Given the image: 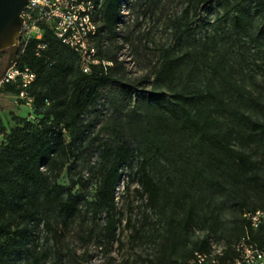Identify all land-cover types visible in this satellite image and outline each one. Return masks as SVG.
<instances>
[{"label":"trees","instance_id":"trees-1","mask_svg":"<svg viewBox=\"0 0 264 264\" xmlns=\"http://www.w3.org/2000/svg\"><path fill=\"white\" fill-rule=\"evenodd\" d=\"M143 1L152 4L148 3L144 15L159 4V0H136L135 4ZM208 1L190 0L188 10L196 12ZM248 1L263 21L261 26L254 27V40L264 47L263 3L234 0L224 16L241 9ZM245 14L242 11L232 21L234 28L243 33ZM120 19L119 0H103L97 18L100 26L96 47L99 59L110 65L92 66L88 74L79 69L77 55L57 40L48 27H43L41 41L46 49L36 56L40 42L31 40L19 57L18 65L28 67L35 74L28 94L33 99L31 115L40 119L36 124L31 119H16V127L8 133L0 129V264H43L47 254L39 251L35 230L42 224L46 231L55 234L53 222L70 221L79 213L81 202L88 203L94 222L105 216L102 231L106 243L111 245L122 220L116 212L115 191L121 170L133 168L136 154L141 160L124 190L136 183L139 188L136 191L145 197L147 206L161 211L166 218L165 233L159 237L152 264L187 262L195 251H207L210 243L202 238L189 249L183 248L182 243L192 228L194 208L187 205L180 213L174 209L166 211L170 198L150 170L156 158L163 154L171 160L175 158L174 165L182 177L198 182L201 189L233 206L231 239L213 241L225 246L224 260L231 261L237 256L232 246L245 234L259 247L264 246V223L252 230L243 217L256 210L264 212V120L256 116L264 117V103L224 77L220 90L208 80L202 88H176L170 97L150 93L141 100L150 108L148 114H140L137 106L130 109L126 123L136 148L131 147V136L120 131L114 144L102 149L100 179L91 201L74 191L78 182L70 179L69 186L59 184L84 139L87 113L98 106L110 85L120 83L112 77L120 65L117 57H101L104 42L118 38L115 28ZM190 26L186 15L182 16L174 25L175 32L182 36ZM170 52L167 49L163 54L168 64ZM0 91L19 93L12 84L2 85ZM232 140L237 142L236 146ZM249 194L257 204L247 203ZM212 220L215 226L221 225L218 218Z\"/></svg>","mask_w":264,"mask_h":264},{"label":"rangeland","instance_id":"rangeland-1","mask_svg":"<svg viewBox=\"0 0 264 264\" xmlns=\"http://www.w3.org/2000/svg\"><path fill=\"white\" fill-rule=\"evenodd\" d=\"M189 2L159 0L157 7L146 15L143 12L149 1L134 3L128 23L119 30L118 38L104 42L101 57H117L120 65L112 77L120 83L110 85L98 106L87 113L84 121L87 128L82 144L58 181L63 186H69L70 179L78 182L74 191L85 195L88 202L93 199L100 179V152L114 144L120 131L131 136L126 123L127 113L137 106L140 114H148L150 108L141 100L150 93L170 97L176 88H202L208 80L220 90L224 77L243 86L264 103V47L254 40V27L261 26L263 21L251 1L241 9L232 11L228 17L224 14L229 12L234 0H209L196 12L188 10ZM242 11L246 12L244 33L237 31L232 24L234 17L242 14ZM185 15L191 26L187 33L179 36L174 25ZM167 49H171L169 64L163 58ZM129 91L132 93L128 96ZM247 112L251 113V110ZM31 116L27 107L16 102L14 94L0 91L2 133L16 127V119H31L35 124L40 119ZM256 116L264 120L262 115ZM130 139L131 147L135 149L136 141L132 136ZM236 143L232 140L233 145L236 146ZM156 159L150 170L170 198L166 211L174 209L180 213L187 205L194 208L192 228L182 243L183 248L189 249L192 243L202 238H207L209 242L231 239L229 229L233 206L201 189L198 182L182 177L174 165L175 158L171 160V157L163 154ZM140 160L136 154L133 168L121 170L115 203L116 212L122 220L116 230V240L111 245L106 243L102 231L105 216L101 215L94 222L88 203L81 202L79 213L70 221L53 222L55 234L46 231L42 224L35 230L37 247L47 254L43 264H57V259L59 264L154 262L159 237L165 233V214L147 206L145 197L136 191L139 189L136 183L124 190ZM249 195L247 203L257 204L255 197ZM214 217L219 219L221 225L215 226Z\"/></svg>","mask_w":264,"mask_h":264},{"label":"built area","instance_id":"built-area-1","mask_svg":"<svg viewBox=\"0 0 264 264\" xmlns=\"http://www.w3.org/2000/svg\"><path fill=\"white\" fill-rule=\"evenodd\" d=\"M257 1L264 4V0ZM135 2L136 0H119L121 19L115 28L117 32L128 23ZM102 3L103 0H29L21 13L22 24L16 57L1 77L0 87L12 84L19 89V93L15 95L16 102H20L32 113L33 99L29 96L28 89L35 74L28 67L19 66L18 61L31 40L40 42L36 47V56L46 49V44L41 42L43 27H48L57 40L77 55L82 73H90L92 66L110 65L99 59L96 47L100 26L97 18ZM243 217L252 230H257L264 223V212L261 210L245 213ZM232 248L237 256L231 261L224 260L225 246L210 242L207 251H195L189 261L180 264H264V246L259 247L251 241L248 234L241 237Z\"/></svg>","mask_w":264,"mask_h":264},{"label":"water","instance_id":"water-1","mask_svg":"<svg viewBox=\"0 0 264 264\" xmlns=\"http://www.w3.org/2000/svg\"><path fill=\"white\" fill-rule=\"evenodd\" d=\"M29 0H0V52L9 50V58L1 77L14 62L18 50L21 13Z\"/></svg>","mask_w":264,"mask_h":264},{"label":"flooded vegetation","instance_id":"flooded-vegetation-1","mask_svg":"<svg viewBox=\"0 0 264 264\" xmlns=\"http://www.w3.org/2000/svg\"><path fill=\"white\" fill-rule=\"evenodd\" d=\"M9 54H10L9 50H4V51L0 52V68H1L0 75L6 66V63H7L8 58H9Z\"/></svg>","mask_w":264,"mask_h":264}]
</instances>
